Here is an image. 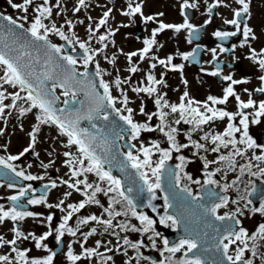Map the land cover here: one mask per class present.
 Listing matches in <instances>:
<instances>
[{
    "label": "snow or ice",
    "instance_id": "obj_1",
    "mask_svg": "<svg viewBox=\"0 0 264 264\" xmlns=\"http://www.w3.org/2000/svg\"><path fill=\"white\" fill-rule=\"evenodd\" d=\"M234 3L238 6L232 9L233 18L225 19L224 23L232 25L234 31H216L214 35L220 40H227L229 37H236L238 34L243 36V43L240 45L244 47L246 44L250 48L249 59L253 60L258 64L260 70L264 71V49L257 52L254 48H251L249 42L256 40L257 36L254 30L244 20V17L251 18L250 5L251 0H234ZM8 4L12 9L23 13L22 16L13 18L11 15H5L0 13V21H6V24H0V70L3 74L0 75V118H3L6 113V109H18L21 117L28 113H32L33 110H37L35 113V119L38 122L29 132L30 144L26 147L23 152L19 155H8L7 157L0 156V168L7 169L13 176L8 177L10 182L7 184L8 188L16 189V194L7 197L11 202L8 208H5L3 204H0V225L6 221L13 222L12 232L14 237L11 240H6L3 236H0V248L11 245V253L14 256L8 254H0V264H53L54 257L57 255L56 252L48 248L44 242L55 233V239L57 243H60L63 237L67 234L75 237L79 231V225H88L90 222H96L99 225L104 226V231L108 232L110 229L113 230L112 234L117 239L123 240V245L136 250L137 252V264L139 259H148V257H142L140 254V248L143 247V241L132 242L127 236L120 237L119 233L115 231L119 228L121 232H139L142 234L151 233L148 235V240L151 241V246L156 248L155 237L160 236V233L156 231L154 225L155 220L150 218L143 212H138L137 208L140 206L137 203L138 197L147 192V207L151 208L153 212L157 211V207L152 201L157 200V190L165 191L162 186V175L166 172L174 178L175 185L179 186L181 182V173L184 172V168L188 163L192 161L188 160L184 155H179L176 159L179 161L176 164V169L179 171L172 172L167 167V162L173 159V153H180L182 149L189 147L194 148L196 151L193 155H199L200 150L204 152L216 153L217 156L213 160H208L205 156L199 158L203 161V168L209 169L212 164L217 167L212 171H205V179L203 185H218L221 187L223 192H227L229 188L237 186L241 182V178L247 175L250 179L248 184L251 186V191L245 189L246 194L241 196L239 200H232L231 203L239 204L240 200H245L244 205L247 208L253 202L249 197L259 193V207H252L250 211L252 213H259L264 216V188L257 189L256 180L264 182V144H260L250 135V124L258 125L261 123V118H264V100L259 102L251 98L252 93L249 92V99L243 101L240 95L234 90V85L247 83V80H234L232 76H224L223 79L230 81V84L224 89L222 98L215 96H209L206 102L194 101L189 98V93L185 91L183 96L180 98V103L170 104L168 100L164 98L166 94H160L158 91V85H165V81L157 79L155 75L149 73L146 77L147 85L133 87L131 90L137 95L143 93L148 97H155L154 103L157 108V112L147 113L141 103L139 112L141 115L147 117V121H151L153 116L158 117L159 124L152 127L148 122H137L134 120V109L129 106L131 103L129 96L126 91L123 90L122 84L128 83L131 77L126 80H121L119 76L115 78L113 84L110 85L103 79L104 75H110L104 69H102L98 62H96L95 76L100 77L99 88L103 89V94L97 91L96 84L89 78L87 71L84 73H77L75 66L78 61L72 55H63V45L57 46L49 40V34H55L63 41H66L69 45L74 43L73 39L62 30L61 27H57L55 22L50 24L45 23L46 20H51L53 16V6H50V0H42V3H36V0H21L20 3H15L13 0H8ZM78 7L75 8V12H79L81 8L87 7L86 0H78ZM230 7L224 0H216L215 3L208 5V12L211 14L213 9L218 6ZM56 8L60 7V0H57ZM197 3H190L189 0H183L181 4V14L184 15L185 9L196 8ZM32 10L34 14L32 19L29 20V10ZM143 0L134 2V0H128L127 10L123 11L122 14L128 17H135L140 15L145 23L153 22L157 23L158 27L154 28L151 32V37L143 41L144 48L138 52H131L126 54L128 61L131 63L133 57H139L140 60L149 58V53L153 48L163 47L162 44H158L157 36L166 30H173L175 33H180L182 30H188V42L192 43L193 39H198V36H194V33L200 31L193 24L189 23L188 16L184 15V22L181 24H169L159 20L158 17H163L164 13L160 12L156 15H143ZM111 9L103 13V17L99 20L95 30L89 26L88 31L90 33V39L95 37L100 27L107 24ZM59 14V13H57ZM91 19V17H89ZM18 21H24L29 23V27L25 28L24 23H18ZM211 20L205 21V24L210 23ZM67 25L71 28L72 21H66ZM83 23V21H80ZM128 25H124L127 27ZM21 29L22 31H17ZM114 32L109 31L108 35H114ZM30 37V38H29ZM73 37L75 34L73 33ZM108 39L107 35H99L97 43L103 45L99 49H93L89 46L88 42L80 41L78 37H75V43H78L79 48L83 50V66L87 70L90 63H92L99 53L103 52L104 48L108 45L104 43ZM11 40V43L8 41ZM199 47V46H198ZM28 48H34L39 52L44 51L43 71L38 72L35 65L40 64V57L37 56L33 62H28L26 58L31 59L32 53L28 51ZM75 50V49H73ZM215 57L216 49L211 50ZM221 52L228 51L227 48H221ZM58 57V60L54 59ZM184 60H189L190 57H195V51L191 53H182ZM153 60H157L159 65L166 68L171 66L172 71L183 72V64H173V57L168 56L166 59H158L155 56L150 57ZM108 63L115 64L116 57L113 56L108 59ZM63 61L64 63H60ZM156 63L150 65L152 69H155ZM130 73H136L139 71L138 67L131 66L128 68ZM219 70L211 72L210 75L218 76ZM83 76L88 78L90 85V92L86 93L89 99L90 107L87 111L81 110H68V109H57L55 107L59 97L55 96V88L60 87L63 89V95L65 97L71 96L73 102H75L76 91L73 87V82L80 83L77 80V76ZM56 79V83L53 84L52 88L49 89L45 85V81ZM261 86L256 88L254 91L257 93L264 94V75L259 77ZM187 84V81H184ZM4 85H8L13 89L18 88V91L8 93ZM120 91L122 99H119L112 95V86ZM166 86V85H165ZM248 92L247 89L244 90ZM26 93V95H21ZM234 97L237 102V112H229L223 108L216 107L218 105H226L229 102V98ZM10 100V103L5 101ZM18 101H23L27 107L18 104ZM120 103L122 107H117V103ZM64 103L67 105L68 100ZM83 106V102H81ZM196 105V106H194ZM107 109H111L112 112L119 116V119L123 121V124L127 126L125 129L123 126L120 128V132L115 133L117 139L125 140V133L127 135L126 143L128 144V150L123 155V160L119 161L118 167L121 172H125L126 169L131 168L135 172V176L138 177L141 182L139 185L133 182L132 186L126 189L120 178L112 174L113 161L116 159L112 155L113 141L109 139V133L98 129V133L90 132L87 128L81 127V121H94L103 119L104 121L109 120V112ZM168 109L169 111H165ZM252 109V113L249 114L245 110ZM59 113V114H58ZM126 113V114H125ZM9 115L11 113H8ZM170 114H178L177 118L174 119L175 125L181 123L193 125L192 131L203 132L200 136V141L207 143H201L197 140H193L191 132L187 134L189 143H179L177 141V135L179 129L173 127L169 123L168 117ZM237 117H239L238 123ZM227 120L226 127L222 132L205 131L204 126L211 125L215 121ZM50 125L55 126L60 135L67 137V143L64 145L66 148H72L75 146L77 154L71 151H65L63 155L67 158L65 160V166L70 170L71 182L68 180H62V184H66L69 189H73L79 192L85 197L78 204H67L62 199L57 204H50L47 202L46 194L39 196L35 195V189L31 184L20 185L17 188L14 178H20L23 181H35L44 179L43 176H35L30 173H26L23 169L17 170L15 161L30 151H33L37 143L38 134L41 131V126ZM95 128L96 125L92 124ZM159 130L167 138L169 143L168 148H161L160 143L156 141L150 142L149 146H145L141 139V134L145 132H154ZM3 132L0 130V135ZM239 134V136L237 135ZM136 141L139 143L137 147ZM135 149V152L133 151ZM99 150V151H98ZM223 150H227L225 153ZM158 155V159L154 160L153 157ZM38 155V153L36 154ZM51 155V154H50ZM237 158L246 160L245 163H238ZM54 161H50L49 164H43L42 167L47 169L50 164ZM109 167L105 170V165ZM31 167V165H29ZM238 175L236 179L232 180L231 183H224L219 185V182L214 179L218 173H223V178H227L228 172L236 173ZM88 174H93L98 182L90 183ZM188 181L194 184H201L200 180H194L193 177L184 173V177ZM255 178V179H251ZM106 186L102 187L101 185ZM202 185V187H203ZM3 185H0L2 187ZM51 188L58 187L55 181L51 182ZM48 188V185L44 186ZM91 190V191H89ZM181 193H186L185 198H191L192 201H201L205 197L194 195L191 188L185 185L180 189ZM135 193V195H132ZM98 194L108 198L107 207L101 204L100 199L97 198ZM72 192H66L65 197L71 196ZM219 202H215L216 199ZM175 196H171L165 192L163 196V215L159 217V223L171 228H176L180 223L181 219L177 215L169 214L168 210L172 208L173 200ZM207 199L210 202V206L203 204L198 205L203 208L204 215L214 217L215 221H232L234 223H223L220 226H216L211 221L205 223V228L212 229L210 246H205L203 240L200 239V233L196 234L195 238L191 235L179 239L175 244L169 246V241L163 239V249L160 250V256L163 257L159 261V264H254L252 259L246 258V252H251L253 257H257L259 248L261 247L260 242H264V223H260L256 232L251 235L243 228L238 229L234 225H240L241 221L237 219L238 215H243V210L239 207L232 213H225L219 215L218 210L223 207H227L229 204L228 196H218V194L212 190L207 193ZM26 200L27 205H44L48 208H57L61 212H65L66 215L62 217L61 222L55 228L52 227V221L54 216L49 214L43 217L48 226V231L43 234L36 236L34 233H28L27 235L17 226L20 222L26 218H40L42 214L34 213L32 211L25 210V204L22 202ZM88 204H95L103 209V212L107 214V218H101L96 215H90L88 217L78 220L77 227L73 228L69 226V221L72 220L75 213H79L81 209H84ZM117 206H120L119 208ZM118 217L126 218L123 221H117ZM131 219H135L139 222L140 227L131 223ZM114 221H117L114 224ZM188 232V229H185ZM97 233V228L92 227L91 230L84 234V241L86 242L88 237L93 236ZM204 237H208L209 233L204 232ZM31 238L35 242L36 249H43L49 254L43 257H30L28 249L21 250L17 247L18 240H28ZM249 240L252 241L251 247L249 246ZM96 248H86L84 243H81V253L77 254L73 251L71 244L68 245V251L66 253V259L70 264H78L82 260H88L93 256L101 255L98 252L100 247V241H97ZM236 245L234 252L230 254L231 246ZM120 249L117 248L116 251ZM108 251H113L109 248ZM168 253V255H165ZM177 253H181L178 259L174 260ZM127 255V251L124 252ZM261 260H264V253H259ZM106 261L111 260V256H107ZM125 264H131V259L126 261ZM153 264H156L153 261Z\"/></svg>",
    "mask_w": 264,
    "mask_h": 264
},
{
    "label": "flooded vegetation",
    "instance_id": "obj_2",
    "mask_svg": "<svg viewBox=\"0 0 264 264\" xmlns=\"http://www.w3.org/2000/svg\"><path fill=\"white\" fill-rule=\"evenodd\" d=\"M128 2V0H126ZM183 0H143V15H156L160 12L164 13L163 17H158L159 20H162L164 23L169 24H181L184 22V16L181 15L180 12V5L182 4ZM190 3H197L196 8L188 9L190 11L191 19H189V23L193 24L196 28H199L200 31L198 33H194V36H198L196 42L189 43L188 42V30H182L180 33H175L173 30H166L163 33L158 34L157 41L158 44H162L163 47L153 48V50L148 54L149 58L144 60H140L139 57H133L132 62L130 63L127 59L128 53L131 52H138L142 48H144L143 41L147 38L151 37V32L154 28L158 27L157 23L148 22L145 23L143 18L140 15H136L135 17H128L125 16L121 19L120 25L117 27L120 28L119 37L121 38L120 46L122 45L121 51H119V59L121 61L120 68L117 72L120 74L121 80H126L128 77H131V80L128 83L122 84V88L124 91L127 92L131 103L129 104L130 107L134 109V120L137 122H148L152 127H155L159 124V119L156 116H153V119L149 122L147 121V117L141 115L139 109L141 107V103L143 102V106L147 113H154L157 112L156 105L154 103L155 97H148L146 94H139L137 95L131 89L133 87L138 86H146L147 85V75L149 73L156 76L157 79H163L165 81V85H158V91L160 94L164 95V98L168 100L170 104L175 103L179 104L180 98L183 96V93L187 91L189 93V98L193 99L194 101H199L201 103L206 102L209 96H215L218 98H222L224 94V89L230 84V81H226L223 79L224 76L230 75L234 80H247V83L237 84L234 85V90L240 95L243 101H247L249 99V92L252 93L251 98L257 102L264 100V94L257 93L254 90L261 86V81L259 77L264 75V71L260 70L257 63L253 60L249 59L250 56V48L246 44L244 47L240 45L243 43V36L237 35L236 37H229L227 40H220L217 38L214 33L216 31H234V27L232 25H228L224 23L225 19H232L233 12L232 9L238 7L234 0H224V2L230 7L218 6L217 8L213 9V12L210 14L208 12V5L213 4L216 0H189ZM127 5H125V10H127ZM2 10V11H1ZM11 6L8 4L6 7H3V2L0 0V11L6 15H11L12 13ZM124 10V11H125ZM187 10V9H185ZM251 11V18L244 17V20L249 24V26L254 30L257 39L252 40L249 42L251 48H254L257 52L261 49H264V0H251L250 5ZM185 15V13H184ZM211 20L210 23L205 24V21ZM124 25H128L124 27ZM116 33V32H115ZM116 34H114L115 36ZM94 38L91 39V44ZM194 40V39H193ZM106 41L115 42L112 37L108 36ZM109 42L108 47L104 48V50H109L111 48V43ZM90 44V45H91ZM199 46V47H198ZM101 47V46H100ZM99 47V48H100ZM194 47H197L200 50L198 63L199 65L190 64L188 60H184L181 56L182 53H191L193 52ZM93 49H99L95 44L91 46ZM221 48H227L228 51L221 52ZM212 49H216L215 57L213 56ZM103 50V51H104ZM196 51V50H195ZM113 51H110L109 55L112 54ZM102 54L99 53L96 55L94 61L91 63L94 65V69L96 71V62H98L97 57ZM196 54V53H195ZM114 55H112L113 57ZM155 56L158 59H166L168 56L173 57V64H183V72L180 71H172L171 66L168 68L159 65L157 60H153L150 57ZM195 58V57H194ZM193 57H190L191 62H195ZM156 63L157 66L155 69L150 67L151 64ZM131 66L138 67L139 71L136 73H130L128 68ZM103 69L107 72L109 67H103ZM111 70V69H110ZM219 70L218 76L210 75L211 72ZM110 73V72H107ZM108 75H104L103 79L108 82L110 85L113 84V81L116 77L108 79ZM100 78V77H99ZM187 81V84L184 83ZM247 89L248 92L244 90ZM112 95L117 97L118 100L122 99L120 95V91L117 90L114 85L112 86ZM18 102V104L24 106L23 101ZM10 103V102H5ZM117 107H122V105L118 102ZM196 106V105H194ZM216 107L223 108L229 112H237V102L234 97L229 98V102L226 105H218ZM165 111H169L165 109ZM249 114L252 113V109L245 110ZM8 113H11L10 115ZM126 114V113H125ZM20 116L18 109H8L6 111L5 116L0 118V130H2L3 134L0 135V156L7 157L8 155H19L23 150L29 146L30 141L26 144L21 146L19 143H13L10 140H7L4 137V133L6 130V122L9 120L10 116ZM178 114H170L168 117L169 123L172 124L173 127H177L179 129L177 135V141L179 143H189L187 134L191 132V136L193 140H197L201 143H207L205 141H200L199 138L203 135V132L200 131H192L193 125H188L181 123L180 125L174 124V119L177 118ZM239 117H237L236 123H238ZM227 120L224 121H215L211 125L204 126L205 131H212V132H222L226 127ZM250 135L257 140L258 143L264 144V118H261V123L258 125L250 124ZM239 136V134H237ZM144 136V137H143ZM141 139L147 141H156L160 143L161 148H168L169 143L167 138L161 133L159 130L154 132H145L141 134ZM133 143V141H132ZM135 152V149H133ZM196 151L194 148L189 147L186 149H182L180 153H173V159L168 161L169 164L167 167L172 172L179 171L176 169V164L179 161L176 159L179 155H184L188 160L192 161L188 163L187 166L184 168V172L181 173V182L179 186L175 185V180L173 178V185L176 189L180 190L182 187L187 185L191 188L194 195H199L201 197H205V199L201 201H192L189 198L190 202L184 205V220L186 225L190 227H194L199 224V222L204 221L205 223L211 221L213 223L214 217L205 216L203 208L199 207L198 205L203 204L205 206H210V202L207 199V193L209 190H212L218 194V196H228L229 204L227 207L220 208L218 210L219 215H224L225 213H232L236 210L237 207L243 210V215H238L237 219L241 221L240 225H234L237 229L239 227L245 228L249 234L256 232L258 225L260 223H264V216L260 215L259 213H252L250 209L252 207H259V193L249 197L252 200V204L249 205L247 208L244 207L246 204L245 200H240L239 204L231 203L232 200H239L241 196L246 194L245 189L247 188L248 191H251V186L248 184V180L250 179L247 175L241 178V182L237 186H233L229 188L227 192H223L221 187L218 185H203V181L205 179V171H212L214 170L217 165L212 164L209 166L208 170L203 168V161L199 158L200 156H205L208 160H213L216 158L217 154L212 152H204L200 150L199 155L194 156L193 152ZM225 153L227 150H223ZM158 153L153 157L154 160L158 159ZM238 163L243 164L245 160L237 158ZM51 161V160H50ZM16 164L17 170L23 169L26 173H30L35 176H43L44 179L42 180H35V181H23L20 178H14V182L17 185V188L20 185H27L31 184L32 187L36 190L35 195L39 196L42 194H46L47 202L50 204H57L60 200L63 199L62 191H58L64 184L61 183L64 180L63 175L58 173V170L51 171L49 168L45 169L42 167L43 164H49L48 161L43 160L40 157H37L33 151L25 153L20 160L14 162ZM31 165V167H29ZM55 168L58 165H54ZM69 173L67 179L70 180V170H67ZM184 173L190 174L194 180H200L201 184H194L188 181L187 179L183 178ZM238 175V171L236 173L228 172L227 178H223V173H218L214 179L219 182V185H223L224 183H231L232 180L236 179ZM13 176L7 169L0 168V204H3L5 208H8L11 205V202L7 199V197L16 194V189L8 188L7 184L13 181H10L8 177ZM93 174H88V179L91 180ZM255 179V178H251ZM55 181L58 185L56 188H51V182ZM98 180L95 182L97 183ZM255 183L262 184L261 188H264V182L256 180ZM48 185V188L44 186ZM203 185V187H202ZM102 187L106 186L105 184L101 185ZM260 188V189H261ZM91 191V190H89ZM79 192L75 191V195L78 196ZM156 195L158 197L157 200L152 201V203L157 207V211L153 212L151 208L148 207L149 212L146 214L150 218L156 221L154 227L157 232L160 233V236L155 237L156 239V248H153L152 251H145V257H148V262L153 264V261L159 264V261L163 259L160 256V250L163 249L162 240L164 238V231L165 233H169V231L174 230V228L166 227L159 223L160 215H163V193L160 190L156 191ZM97 198L100 199L101 204L104 207H107L108 198L103 196L102 194H98ZM148 198V197H147ZM147 198L145 199L147 203ZM85 197L83 198V200ZM82 201V200H81ZM80 201V202H81ZM25 204V210L32 211L34 213H40L42 216L40 218H26L24 221L20 222L17 225L26 235L28 233H34L36 236L43 234L44 232L48 231V226L46 221L43 220V217L52 214L54 219L52 221V227L55 228L59 225L62 220V217L66 215L68 209L65 212H61L57 208H48L44 205H27L26 200L22 201ZM77 201L73 204L80 203ZM215 202H219L217 198ZM66 206V205H65ZM118 208L120 206H117ZM84 209H81L79 213H75L73 215L72 220L69 221L71 225H77L79 216H81ZM86 210H89L86 213V217L90 215H96L101 218H107V214L103 212V209L95 204H88L86 205ZM126 218L118 217L117 221H123ZM76 221V222H75ZM114 221V224L117 222ZM215 221V220H214ZM226 223H234L232 221H225ZM131 223L135 224L137 227H140L139 222L135 219H131ZM204 223V226H205ZM13 222L6 221L4 224L0 225V236H3L6 240H11L14 237V233L12 232ZM83 226V225H82ZM86 229L84 232L80 233L77 232V236H84L85 233L89 232L92 227L97 228V233L94 235L100 236H112L114 239L118 240L115 235L112 234L113 230H109L108 232L104 231V226L99 225L96 222H90L88 225H84ZM197 229V227H195ZM204 232H208L209 236L204 237L203 234H200V239L204 241L205 246H210L212 244L211 235L212 229L205 228ZM116 232L119 233V236L122 238L124 236H130L132 238V242H136L139 238L138 235H141L143 238H140L139 241H143L144 245L150 244L146 242L147 239L144 237L151 233L142 234L139 232H121L119 228L115 229ZM190 232V231H189ZM199 233L194 231V234L187 233V235H191L192 238L196 237V234ZM111 237V238H112ZM148 237V236H147ZM68 238L66 234L61 243V250L60 252L54 257L56 258L62 251L64 247V242ZM142 239V240H141ZM169 246L172 244L177 243L179 240L172 241L171 239ZM118 242L121 244L123 243L122 239H119ZM47 244L48 248L53 251L54 248L57 247L58 243L55 239V233L53 236L49 237L47 241L44 242ZM85 247L87 245V241L83 242ZM261 247L259 248V253H264V242H260ZM252 241L249 240V246L251 247ZM111 248V244L108 245ZM11 245L5 246L0 248V254H8L10 256H14V253H11ZM17 247L21 250L28 249L30 257H43L48 252L44 251L43 249H36L35 242L29 238L28 240H18ZM236 245L231 246L230 254L234 255V249ZM113 251L110 252V255L125 252V250H129L130 256H135L134 260L137 259V252L134 249L126 245H122L119 248V251H116V248H112ZM109 252V251H108ZM143 251L141 250V253ZM259 253L257 257H253L251 252H246V258L252 259L254 264H264V260H261L259 257ZM168 255V253H165ZM181 256V253H177L175 259H178ZM105 258L107 257L104 256ZM124 260V258H122ZM143 261V260H142ZM147 262V263H148Z\"/></svg>",
    "mask_w": 264,
    "mask_h": 264
},
{
    "label": "rangeland",
    "instance_id": "obj_3",
    "mask_svg": "<svg viewBox=\"0 0 264 264\" xmlns=\"http://www.w3.org/2000/svg\"><path fill=\"white\" fill-rule=\"evenodd\" d=\"M3 2V7H6L8 5V0H1ZM75 1V0H74ZM74 1L69 3V2H64V0H60V7L59 8H55L54 5H56L57 0L54 2V0L52 1L54 4H50V6H53V16L51 18V20H46L45 23L50 24L51 22H55V24L57 25V27H61L63 31H65V33L70 37V39L74 40L75 43V37H78L80 41L83 42H88L89 46L91 47L93 44H95L98 48L101 46L103 47L102 44L97 43V38L99 35H107V33L102 32L101 29H99V31L96 32L95 37L94 38L92 44L91 39H90V33L88 31L89 25L86 23L82 24V23H77L75 24L72 21L75 19L76 17L81 16L82 14V9L79 12L76 13H72L71 12V7L72 4H74ZM99 2V0H97ZM13 2L15 3H20L21 0H13ZM36 3H42V0H36ZM126 2L123 0H107V5H116L117 7L120 5L125 4ZM86 4L87 6H91L94 7L95 10V16H93L94 18H96V16L99 14V12L104 8V7H95V2L94 0H86ZM2 11V10H1ZM0 11V12H1ZM59 13V14H57ZM23 13L17 11V10H12L11 16L13 18H17L19 16H22ZM34 14L32 13V10H29V20L32 19V16ZM115 15V20L112 22L114 27H118L117 24H115L117 21H119L120 23L121 18ZM72 21V27L70 28L66 21ZM118 22V24H119ZM18 23H24V26H29L28 22H24V21H18ZM88 23V22H87ZM111 23V24H112ZM110 24V25H111ZM94 30L96 28L92 27ZM109 29H113V28H109ZM109 29H105V31H109ZM116 35L113 37L115 42H110V41H105L104 43H106L107 45L109 44V42L111 43V48L109 50H104L102 52V54H100L97 57L98 62L103 66V67H109V70L107 72H110V75H108V79L114 78L117 74L120 76V74L116 71L118 68H120V65L122 64L120 59H119V51H121L122 45L120 46L121 43V38L119 37L120 31L121 29L116 28ZM73 33L75 34V37H73ZM50 35H54L55 37H57L58 39L59 36L50 33ZM112 38V39H113ZM78 44V43H76ZM91 44V45H90ZM110 51H113L112 54L109 55ZM112 55H114L116 57V61L115 64H110L108 63V60L105 59V57H107L108 59L112 58ZM114 68V70H113ZM111 69V70H110ZM3 72L2 70H0V75H2ZM4 88L7 89L8 93H12L14 91H18L16 89L11 88L8 85H4ZM3 90V89H0ZM10 100H7L5 102H9ZM22 104L21 101H18ZM24 106L27 107V105L23 102ZM6 111H8V109H6ZM37 110H33L32 113H28L25 116L21 117V116H10L9 120L6 122L7 126H6V130L4 133V137L7 140L12 141L13 143H19L21 146H23V144H26L28 141H30V137H29V132L32 131V128L35 124H37L38 122L35 119V113ZM144 137V136H143ZM145 146H149L150 142L152 141H147L142 139ZM65 143V138L64 136L60 135L59 131L54 127V126H50V125H44L41 126V131L38 134L37 137V143L35 145V148L33 150V152L35 154L38 153V155H36L37 157L42 158L45 161L50 162L54 161V163L50 164V166L48 167L51 171H55L58 170V173H61L63 175L64 180H68L69 182H71V178L70 180L67 179L66 177H68L69 173H67V170L69 169L68 167L65 166V160L67 159L63 153L65 151H71L74 154L78 153L76 152L75 148H66L64 147ZM133 143L137 144V147H139V143L136 141H133ZM51 154V155H50ZM246 162V160H245ZM244 162V163H245ZM54 165H58L56 168ZM97 181V178L93 175V177H91V180H89L90 183H94ZM58 191H62V196H63V200L65 201V205L67 204H73L77 201L80 202L81 200H83L84 196H82L80 193H78V196L75 195V191L73 189H69L67 187L66 184H64L62 186V189L60 188ZM66 192H72L71 196L65 197V193ZM84 212H82L81 216L78 217L79 218H85L86 217V213L89 210H86V207L83 210ZM80 220V219H79ZM76 222V221H75ZM69 226H71L69 224ZM73 228H76L77 225H72ZM86 229V227L83 225H79V231L80 233L84 232V230ZM148 234L144 237L145 239H147L146 242L150 243L148 240ZM112 236H100L99 234L96 236H90L87 239V245L86 248H96L97 247V241H100V247L98 249V252L101 255H96L91 257L88 260H82L80 262H78V264H125L126 261H129L131 259V264H137V260L135 261L134 259L131 258L130 256V252L127 251V255H125L123 252L121 253H117V254H113L110 255V251L108 252V249L110 248L108 245L111 244V249L113 247H115L116 249L120 246L118 244H116L115 240L111 239ZM128 239L130 241H132V238L130 236H128ZM139 239L143 238L141 235L137 236ZM139 239L136 241L138 242ZM84 240V236H70L68 235V238L65 240V244L63 247V251L56 257L54 258L53 264H70V262L66 259V253L68 251V245L71 244L72 249L75 253L80 254L82 249H81V243ZM142 240V239H141ZM144 245V244H143ZM141 250L143 251L141 253ZM153 248L150 244L144 245L143 247L140 248V254L142 257H145L144 252L145 251H152ZM111 256L112 259L106 261L104 256ZM122 258H124V260H122ZM143 260V261H142ZM147 259H139V264H150V262H148ZM158 264V263H156Z\"/></svg>",
    "mask_w": 264,
    "mask_h": 264
},
{
    "label": "water",
    "instance_id": "obj_4",
    "mask_svg": "<svg viewBox=\"0 0 264 264\" xmlns=\"http://www.w3.org/2000/svg\"><path fill=\"white\" fill-rule=\"evenodd\" d=\"M185 15L188 16V20L191 19L190 16V11L184 10ZM6 21H0V24H6ZM17 31H22L21 29H17ZM30 38V37H29ZM197 41V39L192 40V42ZM9 43H11V40L8 41ZM61 45H63V51L65 55H72L74 58H83V55L80 52L79 48H75L74 52H68V45H66L64 42H61ZM28 51H30L32 53V57L31 59L26 58V60H28V62H33L35 60V58L37 56L40 57L41 63L35 65L36 70L38 72L43 71V61H44V51L40 50L39 52H37L36 49L34 48H28ZM54 59L58 60V57L54 56ZM60 63H64L63 61H60ZM85 71L88 72L89 74V78L96 84L97 87V91H99L101 93V95L103 94V89L99 88V79L97 78V76H95V74L93 73V67L91 65L88 66L87 70L84 68L82 70V72L80 73H84ZM79 74V73H78ZM77 80L81 81L80 83H75L73 82V87L74 90L76 91V95L79 96V99H75V102H73V98L72 99H67V97H64V100L62 102L61 105H59V99L56 102L55 107L57 109H68L71 111L74 110H81L86 112L88 107H90V103H89V99L86 96V93L90 92V85L88 83V78H85L83 76L78 75L77 76ZM57 81L54 78L53 80H47L45 81V85L51 89L53 84H55ZM56 88H60V87H56ZM61 89V88H60ZM55 96L56 93H54ZM65 100H68L69 103L66 105L64 103ZM81 102H83V106L81 104ZM107 111L109 112V120L108 121H104L103 119H98V120H94V121H81V127L83 128H87L90 132L93 133H98V129H103L104 132L109 133V139L111 141H113V148H112V155H114L116 157V159L113 161V165H112V174L118 178L121 179L124 188L126 189L129 186L133 185V182L135 181L136 185H139L141 182L139 181L138 177L135 176V172L134 170H132L131 168L126 169L125 172H121L119 170V167L117 166L119 161L123 160V155L122 153H124L123 151H127L128 150V144L126 143L127 140V135L125 133H121L122 135H125V140H120L117 139L115 133L120 132V128L123 126L125 129L127 128L126 125L123 124V121H121L119 119V116L117 114H115L114 112L111 111V109H107ZM59 114V113H58ZM92 124H95L96 127L93 128ZM99 151V150H98ZM169 164H167L168 166ZM109 167L108 164L105 165V170H107ZM162 186L165 189V191H161L163 193V195H165V192H167L170 197L171 196H175V199L173 200V207L170 208L168 210L169 214H173V215H177L180 219H181V223L171 232L166 233L165 234V238L169 241L171 239L172 241H176L178 239L181 238H185L187 237V233H191L194 234V231L199 232L200 234H203L205 229L204 226V221L199 222L198 225L194 226V227H188L185 223L184 220V205L186 203H189L190 199L189 198H185L187 196L186 193H181L180 190L176 189L173 185V178L170 177L167 172L162 175ZM257 189L259 190L262 187V184L257 183L256 184ZM262 189V188H261ZM132 195H135V193H133ZM147 195V192L141 194L138 199H137V203L138 205H140L137 208V211L140 212L141 210H146L145 207V203L143 198ZM213 223L216 226H220L223 223L226 222H221V221H214ZM195 227H197V229H195ZM188 229V232L185 231V229ZM190 231V232H189ZM61 250V243H58L57 247L53 249L54 252L58 253Z\"/></svg>",
    "mask_w": 264,
    "mask_h": 264
}]
</instances>
